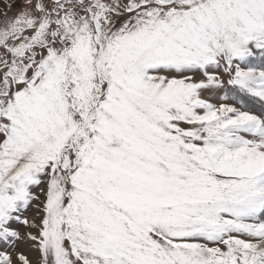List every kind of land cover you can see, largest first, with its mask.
I'll list each match as a JSON object with an SVG mask.
<instances>
[{
	"label": "snow or ice",
	"instance_id": "snow-or-ice-1",
	"mask_svg": "<svg viewBox=\"0 0 264 264\" xmlns=\"http://www.w3.org/2000/svg\"><path fill=\"white\" fill-rule=\"evenodd\" d=\"M0 264H264V0H5Z\"/></svg>",
	"mask_w": 264,
	"mask_h": 264
},
{
	"label": "rangeland",
	"instance_id": "rangeland-1",
	"mask_svg": "<svg viewBox=\"0 0 264 264\" xmlns=\"http://www.w3.org/2000/svg\"><path fill=\"white\" fill-rule=\"evenodd\" d=\"M4 3H5V0H0V7H2ZM19 6H20L19 3H17V4H16V8H18ZM15 10H16L15 8L12 9V10L10 11L9 14H10V15H11V14H14ZM257 107H259V105H257ZM32 255H33V258L35 259V255H36V254L33 253Z\"/></svg>",
	"mask_w": 264,
	"mask_h": 264
}]
</instances>
